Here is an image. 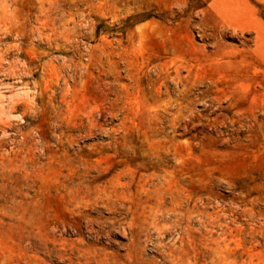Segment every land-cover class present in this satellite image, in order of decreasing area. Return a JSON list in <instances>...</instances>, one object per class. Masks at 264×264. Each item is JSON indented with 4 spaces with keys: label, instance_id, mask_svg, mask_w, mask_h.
Here are the masks:
<instances>
[{
    "label": "rangeland",
    "instance_id": "1",
    "mask_svg": "<svg viewBox=\"0 0 264 264\" xmlns=\"http://www.w3.org/2000/svg\"><path fill=\"white\" fill-rule=\"evenodd\" d=\"M0 96V264H264V0H0Z\"/></svg>",
    "mask_w": 264,
    "mask_h": 264
},
{
    "label": "bare ground",
    "instance_id": "2",
    "mask_svg": "<svg viewBox=\"0 0 264 264\" xmlns=\"http://www.w3.org/2000/svg\"><path fill=\"white\" fill-rule=\"evenodd\" d=\"M9 112H10V110L8 111V109H5L3 98L0 96V118H1V115L11 117Z\"/></svg>",
    "mask_w": 264,
    "mask_h": 264
}]
</instances>
